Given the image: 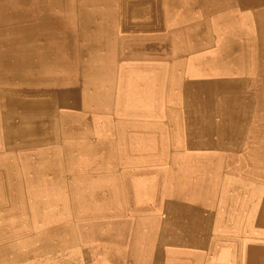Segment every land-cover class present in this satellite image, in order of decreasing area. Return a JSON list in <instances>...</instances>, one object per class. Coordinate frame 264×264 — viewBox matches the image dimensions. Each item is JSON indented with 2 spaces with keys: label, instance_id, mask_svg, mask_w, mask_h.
Masks as SVG:
<instances>
[{
  "label": "crops",
  "instance_id": "crops-1",
  "mask_svg": "<svg viewBox=\"0 0 264 264\" xmlns=\"http://www.w3.org/2000/svg\"><path fill=\"white\" fill-rule=\"evenodd\" d=\"M175 1L177 0H173ZM217 1L223 4V8H231L234 12L248 9L247 4L242 5L241 0ZM217 9L216 5L214 12H217ZM156 13L154 14L158 15ZM163 18V27L147 30L170 31L167 29L168 19L165 15ZM134 30L137 33L146 31H140V27L135 25L132 28H119L118 31ZM209 48L216 46L212 44L204 49ZM148 54L152 58L143 55L119 58L118 55L116 60L114 59L115 62H111V66L104 65V68L107 67L104 73V89L106 90L110 81L113 83L110 86L116 90V98H122L123 94L137 96L138 83L134 86V83L128 80L120 83L112 78L121 75L123 70L120 65L128 60L140 58L142 62H170L172 58L171 55H161L159 58L158 55ZM113 62L119 64L115 70ZM124 89L126 93L117 94L118 90ZM129 89L132 92L126 95ZM151 92L156 93L157 87L150 89L148 94ZM161 92L166 99L168 90L165 86H162ZM117 109L119 114L126 111L128 114L137 113L136 115L151 122L148 126L124 123L126 127L121 128L118 135L126 140H120L116 144L117 155L104 158V194L107 196L104 226L90 225L92 228L96 227V230L99 229L98 237L84 235L88 230H84L80 237L70 235L69 232L68 235L62 236L60 229L63 225L58 222L57 232L52 234L54 237L51 238V245H42L48 242L47 239H39L35 243L30 239L26 240L33 243L25 246V250L32 252L28 255L27 264H264V220L256 216V211L264 204V124H250L256 130H250L242 138L232 139L229 135L222 134L216 123L211 129H205L207 131L204 138L196 140L191 138V133H185V129L175 130L167 122H164L165 132L161 134L155 127L156 123H153L157 111H160L159 115L163 116L164 121L171 122L170 117L174 111L181 112L182 108L165 106L158 110L154 106L138 107L134 104ZM215 120L219 122L217 117ZM107 128L104 124V131ZM202 152L205 153L202 155ZM204 154H207L206 158ZM202 162L207 163L204 165ZM230 215L237 219L236 222ZM236 223L239 224L237 227Z\"/></svg>",
  "mask_w": 264,
  "mask_h": 264
},
{
  "label": "bare ground",
  "instance_id": "bare-ground-1",
  "mask_svg": "<svg viewBox=\"0 0 264 264\" xmlns=\"http://www.w3.org/2000/svg\"><path fill=\"white\" fill-rule=\"evenodd\" d=\"M44 1H47V0H44ZM162 1L165 2L167 0H118V7L116 6V12H117L118 17L116 18L115 21H112L110 19H109V21H105L104 15L100 16L99 18H97V20H95V19H93V15L91 13H89V12L87 13V11H83L82 16H80L77 20V23H78L77 30L78 31H80V30L85 31L87 29V30L95 33V32H100V31H104V32L105 31H107V32L112 31L113 32L114 30H119V28H126V27L132 28L134 25L139 26L140 28H143V29H155V28L157 29L161 26L163 27L165 20L163 17H161V13H164V11H165V4ZM229 2H230V0H229ZM241 2H242V5L247 4L248 9H245L247 12L246 11L239 12L236 10H235V12L243 13V14H250L253 16L252 31L256 32V35H255V39L253 40V42H251L252 45L249 46L250 48L245 47L244 37L242 35H241V37L238 36V34H236V35H223L220 39V45H219L220 47L218 48V50L210 49V52L205 50V52L207 53L205 59L210 60V61H209V65L204 66L205 70H204V74H203L202 78L199 80H195L193 82L187 81V82H183L181 84L179 83L180 85L178 86V89H177L178 90L177 94H179V95H177L178 97H176L175 92H171L173 94V98L171 95L172 100L173 101L175 100L174 102H178L176 100L178 98L180 101L179 103L181 104V105H175L174 106L173 103H172V105L171 104L168 105L165 102L166 99H165L164 94L163 95L160 94L159 91H157L156 93L151 92V94H148L147 90L142 89V87H140V86H138L136 89L138 92L136 93L137 96H135V97L134 96H125L123 94L122 98H116L115 93H114V91H116V90H113V86L111 87L110 84H107L106 90L101 88V86H97L95 84L97 86V88L101 90L100 93H98L97 91L94 90V87H93L94 85H92V83L89 82L90 79H89L88 73L86 71V67L85 66L83 67L82 64H81V66H78L75 62V61H80V60L81 61H87L88 58L86 56V49H84V50L76 49L75 51H76L77 55L74 53L73 56H71L72 52H73L71 45H73L76 38L71 36L70 32H68L66 36L61 38V41H60L61 45L55 49L56 46L54 45L53 37L47 38V40H43L44 45H42L43 42L42 43L39 42L38 45H31L29 43L30 39L34 38L36 36V34H39V31H40L39 28L36 30L26 29L23 27V23L21 21L19 22V24L16 23V21H15L16 25H14L12 23V21L6 23V21L14 20L13 17H19L20 13L23 16L28 15L31 18H32V13L33 14L36 13L38 15H41L40 23H41V20H43L44 24L41 26L48 27V28H50V30L51 29L55 30V26L64 27V24L58 23L52 17L45 19V18H47V16L50 13H49V8L46 9L44 2L40 3L39 5H36V7H33V9L32 8L30 9V8H27L26 6H21V5H16V4L12 5V3H6L5 0H3V2L0 1V78H2L3 80H8V81L17 80V79L22 80L23 77L27 76L28 74H32V73H33L32 74L33 77H40L36 73H38V71H39V69H41V67L47 66V65H56V63L62 64L64 62V61L60 62L61 57L63 56V53H65L67 55L68 59H71L70 65L68 66V71H64L62 69H57V68H53L51 71L49 70L47 72L44 71V73H49L47 75L46 74L42 75L44 78L48 79L47 83H49V84L43 85L42 88L34 90L33 92H35L36 94L28 95V97L23 98L20 95L21 92H19V90H17V89L0 91V97L3 98V99H0L1 120L3 123L2 124L3 132L8 137V141H11L13 143H16L19 141L20 142L22 141V143L26 142V145H30L31 147L41 146V148H44V147L49 148L53 144H55V146H56V149H55L56 152L55 153H49V154L46 153L44 155V158L48 157V160L44 161V163H42L43 164L42 166H40V167L35 166L34 173L32 174V176L29 179L30 181L28 183V186L25 187L26 193L34 194V196H35L31 199L32 201L29 202V205L33 209V212H34V218L32 219V222H36L37 224H42V223L69 221L68 218H65L66 216H64L63 218H60L59 214L61 213L62 210H68L70 208V206H72L74 204V201L70 198L54 197L57 195L60 196V195L65 194V193H70V189H71L65 184L63 176L60 177V174L62 172L69 170L66 168V167H69V163L67 164L65 162V161H67V158L64 155L70 156V151H69V153L67 152L65 154L59 152V146L61 145V143L59 142L60 132L62 129H66L69 131L71 128V125H73L76 122L77 123L78 122H81V123L87 122L89 124V120L94 121L93 115L100 114L101 109L104 111V118L102 121L108 127L107 130L104 131V152H103L104 158L105 157L108 158V157H110V155H117L116 144H118V142L120 140H126V139H124L123 136L118 135L119 133H121V130H122L121 128L126 127V125L124 123L128 122L130 124L133 123V124H139V125H145L146 124V126H148V123L151 122L148 119H144L143 116L136 115L137 113L132 114V112H130V114H128V113H126L128 111H126L123 114H119V113H117V110H118L117 107H128V106H133L135 104V106H138V107H140V106H154V107H157L158 110L160 107H165V106L182 108L181 112H179V111L175 112L174 111L173 115H171V117H170L171 122L170 121H164L162 119L163 116L159 115L160 111H157L158 114L156 115V119L154 120L153 123H156L155 127H156L157 131H159L161 134H164V132H165L164 122H167V124H171V126L175 130H180V129L184 130L185 129L184 132L185 133L188 132V134L191 133V138L193 137L196 140L204 138L206 131H207L205 129H208V128L211 129L212 126L215 125L216 123H217V126L220 129L221 133L229 135L230 137H232V139L234 137L242 138L247 133H249L250 130L255 129V128H252L250 126V124H255L254 126H256V124L258 125L260 123L264 124V121H263L264 116H262L264 114V101H262V100H264V97H263V99H258V98H255L253 96L257 92V90L258 91H261V90L264 91V41H263L264 40V35H263L264 34V0H241ZM172 3H173V0H172ZM227 3H228V1H227ZM22 4H25V3H22ZM78 5H80V4H78ZM213 6H215V5H213ZM227 7H229V6H227ZM224 9H228V8H224ZM249 9H251V10H249ZM229 10L231 11L232 9L229 8ZM154 12H157V14H159V15H155ZM100 13H103V12L100 11ZM195 23H197V22H195ZM29 24H37V25H35V27L39 26L38 20H34L33 18ZM206 26L207 25L204 24V28ZM63 30H66V29H63ZM209 30L210 29H208V31ZM85 34L87 35V33H85ZM140 35H141V33H140ZM22 37H25L26 41H23ZM102 39H103V37H102ZM80 41L83 44H87L88 38L84 37ZM115 41L116 40H114V42ZM239 41H240V43H239ZM106 44H107V42H106ZM58 45H59V43H58ZM2 46H4V49H1ZM30 46H33L36 49L40 48L41 50L39 51V53H37L36 51L30 52V51H28V48ZM91 46L92 45H90V47ZM194 46L196 47V45H194ZM215 46H217V45H215ZM104 47H105V44H104ZM63 48H69L71 50L70 54L64 52ZM93 48H95V47H93ZM204 48H206V47H204ZM119 49H121V48H119ZM250 49L255 50V52L251 55L253 58L251 60L252 64H255L254 59L258 60V63H259L256 66H258V71L260 73L258 74V78H257V80H255V82L254 81L250 82V79H247L246 76H243L244 74L238 72V69L236 68L237 65H242L241 61H243V57H244V63H245V61H247V60H245V57H246L245 52H246V50L249 51ZM47 50H52V51H47ZM87 51L89 53L88 49H87ZM118 52L119 51H117V53ZM123 53H125V52H123ZM120 55H119V58H121ZM142 55L149 57V58H152V56L148 53H145V54L142 53L141 56ZM129 56H132V55H128V54L123 55V57H129ZM158 56H159V54H158ZM115 58H116V55H115L114 51L109 56L106 55V57L104 58V65L110 64V66H111V62L114 61ZM159 58H160V56H159ZM63 60H65V58ZM92 60H94V59H92ZM87 62H89V61H87ZM85 64H87V63H85ZM113 64H114V62H113ZM174 66H176V65H174ZM179 66H178V68H179ZM217 66L220 70V74L215 75V74H213V72L215 71V68ZM261 66H262V70H260ZM36 67H37V69H36ZM90 67L92 68L94 66H90ZM94 68H95V70L98 71V69L96 67H94ZM224 68L227 71L221 72V69H224ZM172 69H174V68H172ZM106 70H107V67L104 68V73L106 72ZM171 73H172V71H171ZM246 75H247V73H246ZM230 76H234L235 79H229L228 77H230ZM97 77L98 78L101 77V74L98 73ZM146 79H148V78H145L144 80H146ZM180 80H181V78H180ZM106 81H108V80H106ZM169 86L171 87V83L169 84ZM248 86L250 89L247 88ZM11 88H13V87H11ZM31 90L29 89L28 93H30ZM104 93H105V95H104ZM261 93H260V96H261ZM102 95H104L106 98L104 99V96H102ZM215 117L218 118L219 122H216ZM204 131H205V133H204ZM226 137H228V136H226ZM232 139H230V140H232ZM244 143H246V142H244ZM258 146H259V144H258ZM226 147H227V145H226ZM28 150H29V148H28ZM33 150H35V148H33ZM19 151H21V150H19ZM257 151H258V149H257ZM242 152L243 151L241 149V154H242ZM33 153H35V151ZM203 153H205V152H202V155H203ZM174 154H176V153H174ZM197 155H199V154L197 153ZM206 155H205V158H206ZM184 156H187V155H184ZM184 156H182L183 159H184ZM197 157H199V156H197ZM63 158H65L63 162H65L66 164L65 163L61 164L60 161H62ZM38 159H40V158H38ZM199 159H201V158H199ZM209 159H211V158H209ZM185 160L187 161L186 158H185ZM259 160H260V158H259ZM241 162H242V159H241ZM205 163H207V162H205ZM205 163L202 162V164H204V165H205ZM61 165H63L64 167ZM207 166H208V164H207ZM231 167H233V166H231ZM234 167H235V165H234ZM183 168H184V166H183ZM239 168H242V167H239ZM229 169H232V168H229ZM165 171L166 170H164V173H165ZM240 171H242V170H240ZM236 173H238V172H236ZM224 174H226V173H224ZM209 175L211 176V174H209ZM12 176H10V177H12ZM201 176H203V175H201ZM179 177H180V175H179ZM164 178L165 177H163V179ZM236 178H238V177L236 176ZM177 179H178V177H177ZM230 180H232V179H230ZM239 180H240V178H239ZM62 181L64 184L62 183ZM196 181L198 182V179ZM211 181H212V179H211ZM200 183H199V185H200ZM218 183H220V182H218ZM236 183H237V181H236ZM16 184H18V183H16ZM12 185L13 184L8 185V186H12ZM233 186H234V184H233ZM230 188L231 187H229V189ZM17 190H18V188H17ZM169 192H170V190H169ZM8 193H9V191H8ZM227 193H229V192H227ZM178 194H179V192H178ZM202 195H203V193H202ZM106 197H107L106 194H104V203L103 204L102 203L97 204L96 206L91 208V210L96 212V213H99L101 208L104 209V206L107 202V200L105 199ZM30 198H31V195H30ZM176 198H177V196H176ZM204 198H205V196H204ZM223 198H224V196H223ZM226 199H227V197H226ZM218 201H219V199H218ZM233 201H234V199H233ZM78 204L80 205V203H78ZM9 205H10V203H9ZM166 205H167V203H166ZM174 205H176V204H174ZM223 205L225 207V204H223ZM24 207H25V205H24ZM200 208L201 207H199V209ZM230 208H234V207H230ZM235 209H233V210H235ZM203 210H205V209H203ZM205 212H207V211H205ZM234 212H236V210ZM89 215H90V213L86 214L85 217H89ZM214 215H215V213H214ZM236 215H237V213H236ZM90 216L92 217L93 215H90ZM101 216H102V214L94 215L93 217L99 218ZM256 216H259L260 220H264V204L260 205L259 209L256 211ZM236 217H238V215ZM234 218H232V219H234ZM86 220H88V219H86ZM225 220H227V219H225ZM234 220L236 222L237 219L235 218ZM73 221L74 220H72V218H71V222H73ZM220 221H222V220H220ZM95 222H97V225H98L100 220L95 221ZM238 223H236V227H237ZM212 227H213V225H212ZM221 228H222V226H221ZM230 229H232V228H230ZM86 230H88V231L85 232L84 235L87 234L88 236L98 237L99 229L96 230V227L92 228L90 226ZM219 233H221V232H219ZM230 233H231V230H230ZM7 234H8V232H7ZM69 234L75 235L74 228L69 229ZM2 235H4V234H2ZM8 237H10V236H8ZM228 237L229 236H226V238H228ZM226 238H224V239H226ZM210 241H211V239H210ZM195 242H196V239H195ZM198 242H199V240H198ZM189 243H192V242H189ZM67 246H68V244H67ZM11 250H13V249H11ZM56 253H58V252H56ZM235 253L237 255V252H235ZM21 255H22V253H21ZM184 257H186V256H184ZM3 258H4V256H3ZM179 259H181V258H179Z\"/></svg>",
  "mask_w": 264,
  "mask_h": 264
},
{
  "label": "rangeland",
  "instance_id": "rangeland-1",
  "mask_svg": "<svg viewBox=\"0 0 264 264\" xmlns=\"http://www.w3.org/2000/svg\"><path fill=\"white\" fill-rule=\"evenodd\" d=\"M0 1L3 2V0ZM5 1L6 3H12V5L16 4L26 6L30 9H33V7H36V5L44 2L46 9L49 8L50 13L45 19L52 17L58 23L64 24V27L55 26V30H50V28L48 27H43L41 26L44 24L43 20H41L40 23L41 15H38L36 13H32V18L34 20H38V27H35V25L37 24H29L32 18L28 15L23 16L21 13L19 17H13L14 20L6 21V23L12 21V23L16 25L15 21L18 24L21 21L23 23V27L26 29L36 30L39 28V34H36L34 38L30 39L29 43L31 45H38L39 42L42 43L43 40H47V38L53 37L54 45L56 46L55 49L61 45V38L66 36L67 33L70 32V35L76 38L73 45H71L73 51L71 56H73L74 53L77 55L75 51L76 49H86V56L88 58L87 61L89 62L81 60L75 62L78 66H81L82 64L83 67H86V71L90 79L89 82L94 85V90L98 93H100L101 90L98 89L97 86H101V88L104 89V58L106 57V55L109 56L113 51L116 57L120 54V56H123L125 54L139 56L142 53H151L154 55L159 54L160 57H162V54L164 56L171 55L172 58L170 62H142L140 58L133 59L131 61L128 60L120 65L121 69L123 70L121 75L117 76V79L115 77H113L112 79L120 83H122V81L124 80H128L129 82H133L134 86H136V84L138 83V86H141L142 89L147 90V92L154 86L157 87V91L161 92L162 86H165L168 90L166 103L168 105H172L173 103L174 106L181 104L179 103L180 101L178 98L176 99L178 102H174L175 100H172L173 94L171 92H175L176 97H178V86L183 82H193L195 80L201 79L205 70L204 66L209 65L210 60L205 59L207 53L205 52L204 47H210V45L215 44L217 46L216 48H212V50H218V48L220 47V39L223 35L236 34H238V36L240 37L242 35L244 37L245 47H249L252 45L251 42H253L256 35V32L252 31V15L230 11L229 8L224 9L222 3H216L217 0H177L173 3L172 0H167L165 2L162 1L165 4V11L163 14H161V17L165 15V18L168 19L169 25H167V29L170 31L156 32L153 30L148 31L146 29V31L148 32H144V29L140 28V31H143L141 35L140 33H137L135 31L130 32L114 30L113 32L100 31L94 33L87 29L85 31L77 30V20L80 16H82L83 11L91 13L93 15V19L95 20L104 15L105 21H109V19L115 21L118 17L116 12V6L118 7V0ZM213 5L218 6L217 10L219 11H217L216 13L214 12L215 6ZM100 11L103 13H100ZM204 24L207 25L205 27L206 29L204 28ZM208 29L210 30L208 31ZM85 33H87V35ZM209 35L212 36L210 37ZM132 36L134 40L131 39ZM84 37L88 38L87 44H83L80 41ZM102 37L104 40L102 39ZM120 37H123V40ZM113 39L116 41L114 42ZM22 40L26 41L25 37H22ZM202 42L206 44L204 45ZM42 45H44V42ZM90 45L92 46L90 47ZM194 45H196V47ZM1 49H4V46H2ZM63 49L64 52L70 54L71 50L69 48ZM87 49L89 50V53ZM40 50V48L36 49L33 46H30L28 48V51L30 52L36 51L37 53H39ZM117 51L119 52L117 53ZM207 51L210 52V48ZM254 52L255 50H246L245 60L247 61H245L244 63L243 57V61H241L242 65L236 66L238 72L244 74L243 76H246L247 79H250V82H255V80H257L258 78V74L260 73L258 71V66H256L259 64L258 60L254 59L255 64H252L251 61L253 59L251 55ZM64 58L65 60H63ZM61 61L64 62L62 64L56 63V65H47L41 67L38 73H36L40 77H33L32 73L23 77L22 80L17 79L8 81L0 78V91L17 89L19 90V92H21L20 95L23 98L28 97V95L36 94L35 92H33L34 90L40 89L43 85L49 84L47 83L48 79L42 76L43 74L47 75L49 73H44V71H51L53 68L68 71V66L70 65L71 59H68L67 55L63 53L60 62ZM177 65L179 66V68ZM90 66L96 67L98 71L95 70L94 67L91 68ZM117 66H119V64L117 62L116 64L114 63L113 69ZM260 70H262V66ZM224 71L227 70L225 68L221 69V72ZM98 73L101 74V77L99 78L97 77ZM213 74H220L218 66L215 68ZM145 78L148 79L144 80ZM228 78L235 79L234 76H230ZM108 82L110 85H112V82ZM170 83L171 87L169 86ZM247 88H249V86ZM29 89H32V92L30 91V93H28ZM126 89H124L123 91L118 90L117 94L126 93ZM131 92L132 91L129 89L126 95H129ZM263 95L264 91L257 90V92L253 96L258 99H263ZM0 99L3 98L0 97ZM100 112V114L93 115L94 121L89 120V124L87 122H76L71 125L69 131L66 129H62L60 132L59 142L61 143V145L59 146V152L65 154L67 152L69 153L70 151V156L64 155L67 158V161L65 162L67 164L69 163V167H66L69 170L62 172L60 174V177L63 176L65 184L71 189L70 193H65L60 196L57 195L54 197L70 198L74 201V204L70 206L68 210H62L59 214L60 218L66 216L65 218H68L69 220L61 223L63 225L62 228L59 226V229H62H60V235L62 236L68 235L69 229L74 228L76 237H80L83 235L84 230L89 228L91 224L95 226V224H97V222L95 221L97 220L102 221L100 224L98 223L99 227L101 225L104 226V209L101 208L99 213L91 210V208H93L97 204L104 203V123L102 121L104 118V111L101 109ZM262 116H264V114ZM2 124L3 123L1 120L0 105V245L2 244L0 246V264H27L28 255L32 252L25 250V246L31 245L33 244L32 242L35 243L37 242L36 240L39 239H41V241H44L46 239L47 241H49L42 243V245H51L50 240H52V234L57 232L59 225L58 222L42 224L32 222V219L34 218V212L30 207L29 202L32 201L31 199L35 196L34 194L26 193L25 190V187L28 186V183L30 181V177L34 173L35 166H42V163L48 160V157L44 158V155L46 153H55L56 146L55 144H53L49 148H41V146L31 147L30 145H26V142L22 143V141H19L13 143L11 141H8V137L3 132ZM33 148H35V150H33ZM19 150H21L22 152ZM34 151L35 153H33ZM64 159L65 158L60 161L61 164L65 163L63 162ZM11 184H13V187L8 186ZM78 203H80V205ZM89 213L93 216L100 214H102V216L99 218H95L93 216L91 217L90 215L89 217H85V215ZM71 218L72 220H74L73 222H71ZM7 232L9 235L7 234ZM28 239H30L32 242L26 241ZM20 252L22 253V255Z\"/></svg>",
  "mask_w": 264,
  "mask_h": 264
}]
</instances>
